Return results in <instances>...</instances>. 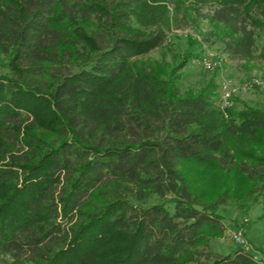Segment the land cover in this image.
<instances>
[{
	"label": "trees",
	"instance_id": "16d2710c",
	"mask_svg": "<svg viewBox=\"0 0 264 264\" xmlns=\"http://www.w3.org/2000/svg\"><path fill=\"white\" fill-rule=\"evenodd\" d=\"M203 10L229 58L251 55L264 0H0V264H264L199 263L227 196L181 171L215 166L264 204V109L181 92L194 40L164 76L139 59Z\"/></svg>",
	"mask_w": 264,
	"mask_h": 264
},
{
	"label": "rangeland",
	"instance_id": "374dc122",
	"mask_svg": "<svg viewBox=\"0 0 264 264\" xmlns=\"http://www.w3.org/2000/svg\"><path fill=\"white\" fill-rule=\"evenodd\" d=\"M200 14L202 16L190 18L186 25L181 24L179 28L173 29L162 48L139 59L155 73L164 76L179 63L194 40L197 43L191 50L194 58L179 72L177 87L181 92H196L212 82L218 105L221 89L224 84H228L232 103L228 111H239L243 108L264 109V31H254V46L249 57L231 59L224 53L223 45L217 38L222 37L219 27L209 22L205 10ZM227 39L224 38L225 41ZM205 57L217 62L219 67L206 71L201 64ZM6 73L0 61V75ZM253 81L256 83L250 89L242 91L244 85ZM181 171L190 180L192 189L202 195L203 201L212 202L223 193L227 196L226 205L217 209V214L223 219L225 231L209 241L199 263L225 255L236 248L229 236L234 230L241 233L249 252L257 258H264V204L261 200L252 202L243 198L247 190L246 184H240L238 177L234 175L232 178V174L219 171L215 166L206 168L188 164ZM157 202L154 198L149 204Z\"/></svg>",
	"mask_w": 264,
	"mask_h": 264
},
{
	"label": "built area",
	"instance_id": "2783aa9c",
	"mask_svg": "<svg viewBox=\"0 0 264 264\" xmlns=\"http://www.w3.org/2000/svg\"><path fill=\"white\" fill-rule=\"evenodd\" d=\"M201 64L206 71H213L219 67V64L217 62L206 57L201 60ZM255 83L256 81H253L244 85L242 87V91H246L247 89H250ZM230 95H231V91H229V85L224 84L221 89V95L219 96V100L217 101L219 102L218 107L221 109L222 112L231 109L232 103L230 101ZM229 236L231 241L235 243L237 247L247 250L246 241L239 231L237 230L231 231Z\"/></svg>",
	"mask_w": 264,
	"mask_h": 264
}]
</instances>
